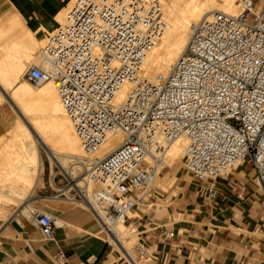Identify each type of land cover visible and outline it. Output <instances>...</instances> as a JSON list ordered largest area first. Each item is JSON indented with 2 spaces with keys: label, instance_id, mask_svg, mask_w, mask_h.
Listing matches in <instances>:
<instances>
[{
  "label": "built area",
  "instance_id": "built-area-1",
  "mask_svg": "<svg viewBox=\"0 0 264 264\" xmlns=\"http://www.w3.org/2000/svg\"><path fill=\"white\" fill-rule=\"evenodd\" d=\"M237 5L234 15L217 11L194 23L169 75L151 82L141 67L161 27L158 0H73L40 50V64L25 71L23 78L34 85L57 84L87 157L110 133L122 134V143L92 160L91 168L82 164L88 168L82 178L96 185L91 198L85 186L66 198L88 208L107 234L112 224L152 205L166 148L181 136L188 141L182 166L210 182L208 198L216 195L213 182L250 163L264 210V0ZM31 219L46 240L53 238L51 213L38 211ZM160 233L174 236L165 228ZM135 248L147 254L144 244Z\"/></svg>",
  "mask_w": 264,
  "mask_h": 264
},
{
  "label": "crops",
  "instance_id": "crops-1",
  "mask_svg": "<svg viewBox=\"0 0 264 264\" xmlns=\"http://www.w3.org/2000/svg\"><path fill=\"white\" fill-rule=\"evenodd\" d=\"M69 1L0 0L5 17L17 13L0 30V34L16 35L3 49L30 52L29 31L39 41L44 39L59 26L56 17ZM4 56L0 52V60ZM2 114L0 110V131ZM159 177L161 184L170 182L168 188L155 186L151 210L137 211L139 218L129 220L143 229V242L156 246L153 264H264L263 193L249 163L213 182L214 198L207 196L209 181L177 171ZM36 182L25 197L8 196L0 203V264H62V257L64 264H128L88 208L47 195ZM16 199L5 214L7 204ZM45 210L56 220L50 240L31 219L32 213ZM164 228L174 236H162ZM146 256L150 258L148 252Z\"/></svg>",
  "mask_w": 264,
  "mask_h": 264
},
{
  "label": "bare ground",
  "instance_id": "bare-ground-1",
  "mask_svg": "<svg viewBox=\"0 0 264 264\" xmlns=\"http://www.w3.org/2000/svg\"><path fill=\"white\" fill-rule=\"evenodd\" d=\"M158 2L162 7L161 27L141 67V76L151 82L169 75L188 44L194 23L217 11L230 15L238 11L233 0H226L222 6L217 4V0H158ZM66 12V9L60 11L56 20L63 23ZM28 40L30 45L41 42L32 30L28 33ZM23 56L33 55L26 52L21 56L16 55L0 61V103L6 99L10 100L19 117L7 131L8 134L0 137L2 161L0 162V203L8 201L6 200L8 196L25 197L27 192H31L39 175L38 143L44 145L48 155L62 168L74 186L88 188L91 198L96 185L91 181L86 182L85 177L79 182H74L75 175L87 174L92 160L102 158L117 148L122 143V134L110 133L106 143L87 157L62 105L57 84L49 81L42 85H34L25 80L23 75L27 61L22 58ZM128 89L129 86L126 85L118 92L116 97L118 102L124 99ZM174 140L166 148L164 161L166 158L171 162L183 156L187 139L181 136ZM32 164H35L34 167ZM82 164H86L88 168L83 167ZM15 201L17 202V199ZM100 213L106 222L111 223L110 219ZM130 233L124 222H118L112 224L108 236L118 245L123 255L124 248L135 263L140 264L127 247ZM130 262L129 264H135L133 261Z\"/></svg>",
  "mask_w": 264,
  "mask_h": 264
},
{
  "label": "rangeland",
  "instance_id": "rangeland-1",
  "mask_svg": "<svg viewBox=\"0 0 264 264\" xmlns=\"http://www.w3.org/2000/svg\"><path fill=\"white\" fill-rule=\"evenodd\" d=\"M70 1L72 3L73 0H70ZM70 1L67 5L68 7L66 6V8H65L66 11L68 10V8L71 5ZM225 1L226 0H217V4L222 6V4ZM233 1L235 3V7L238 8V6H237L238 0H233ZM3 10H5V7H0V30L4 29L6 27V25L8 24L10 18L17 14V13H14L8 17H5V13H3ZM19 17L21 18L20 15H19ZM21 21L23 22L22 18H21ZM60 24H61V22H58V25H60ZM51 33L50 32L47 33L46 37L44 39L40 40L41 41L40 43H38L36 45H30V53L34 57L33 56H31V57L23 56L22 57L24 60L27 61V66L25 68V71L28 69V67H30L33 64H40V62H41L40 50L44 46L45 42L47 41V38L49 37V35ZM14 37H16V35L12 36L10 33L0 34V52L5 54V56L1 60L7 59L8 57L16 56V55L17 56L22 55L21 49H18L16 47L13 49H3V47L10 44V40ZM0 110L3 112V114H2L3 125L1 126L3 129L0 131V137L1 136L4 137L8 134L7 131L12 127V125L16 122V120L19 117H18V114L16 112V109L11 104L10 100H8V99H6L0 103ZM185 147H186V144H185ZM38 149H39V155H40L39 156V165H38L39 166V178H38L36 185H43V187H44L43 191H45L44 193H46L47 195H50V196L51 195H57L58 198H68L71 195H74L75 191L77 190L76 186H74V183L72 184L70 178H68L66 176V174L62 170V168L56 162H54L51 159V157L48 155V153H47V151L44 148V145L42 143H38ZM182 157L183 156H180L178 159L173 160L171 162H168L165 158L163 167H161L159 169V171L155 177V180H154L155 186L161 187L163 189L168 188V186L170 185V182L168 184H161L160 177H159V176L164 175L167 172L177 171L179 173H184V174L190 175L187 171H185V169L182 166ZM0 162H2V161L0 160ZM34 165L35 164H32L33 167H34ZM249 167L252 168L250 163H249ZM83 176L84 175H80V174L75 175L74 182H79L80 180H82ZM62 191H64L65 193L62 194ZM15 203H17V202L11 201L10 203H8L6 206V209L4 210V213L7 214L8 207L13 206V204H15ZM151 208L152 207L149 206L148 208L144 209V212H146V213L149 212L151 210ZM137 218H139L138 215H137ZM124 224H125L127 230H129V233L131 232L130 238L127 239V241H129L127 243V247L129 248V251L132 253L133 256H135V258L138 261H140V264H153L155 262L156 258H154L152 256V251L156 248V246H154L153 248H150L145 242L142 241L141 234L143 233V229L140 226L136 227L135 224H133V223L131 224L129 221L124 222ZM106 235H107L109 241L111 242V244L116 249V251L119 253V255L122 258H124L121 251H120V248L118 247V245L114 241L112 242V240L110 239L108 234H106ZM138 243H142L147 247V252L149 253L150 258H148L146 255L141 256L138 253V251L135 248ZM126 262L129 264V262L127 260H126Z\"/></svg>",
  "mask_w": 264,
  "mask_h": 264
}]
</instances>
